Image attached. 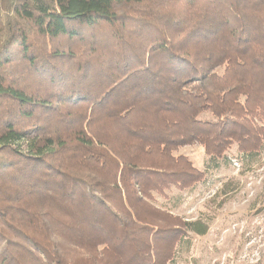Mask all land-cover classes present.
<instances>
[{"label": "trees", "instance_id": "1", "mask_svg": "<svg viewBox=\"0 0 264 264\" xmlns=\"http://www.w3.org/2000/svg\"><path fill=\"white\" fill-rule=\"evenodd\" d=\"M263 151L264 0H0V264H176Z\"/></svg>", "mask_w": 264, "mask_h": 264}, {"label": "rangeland", "instance_id": "2", "mask_svg": "<svg viewBox=\"0 0 264 264\" xmlns=\"http://www.w3.org/2000/svg\"><path fill=\"white\" fill-rule=\"evenodd\" d=\"M194 164L204 167V149H180ZM227 166L209 171L207 180L183 192L178 202L158 199V204L185 219L201 216L209 229L193 235L189 250L176 264H264V151L252 164L233 158Z\"/></svg>", "mask_w": 264, "mask_h": 264}]
</instances>
